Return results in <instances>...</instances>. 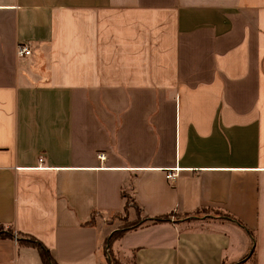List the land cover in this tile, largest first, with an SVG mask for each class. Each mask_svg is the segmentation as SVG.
I'll use <instances>...</instances> for the list:
<instances>
[{"label": "crops", "instance_id": "obj_1", "mask_svg": "<svg viewBox=\"0 0 264 264\" xmlns=\"http://www.w3.org/2000/svg\"><path fill=\"white\" fill-rule=\"evenodd\" d=\"M127 191L134 264H264V0H0V264H108Z\"/></svg>", "mask_w": 264, "mask_h": 264}, {"label": "rangeland", "instance_id": "obj_2", "mask_svg": "<svg viewBox=\"0 0 264 264\" xmlns=\"http://www.w3.org/2000/svg\"><path fill=\"white\" fill-rule=\"evenodd\" d=\"M126 195H127V198H126V202H127V206H126V209H124L123 211H121L120 213H116L115 215H112V218L110 219L111 222H112V225L111 227L114 228V227H117L118 229L119 228H123L127 225H130L132 224L133 222H136L137 218L134 216V218L132 216H130L132 213L134 215V212L137 210L136 208V205L135 203L133 202V199H132V195L131 193L128 191L126 192ZM208 211H205V212H196V213H193L197 216H203L207 213ZM210 213L212 214V212L210 211ZM215 215H218L216 213H213ZM132 218V219H130ZM1 229V227H0ZM117 229V230H118ZM116 232V230H114L110 236L108 237L107 239V245H106V242H105V246H104V249H105V254L107 253V256L108 257H111V260H117L119 261V264H133V255L132 253H121L120 252V248H119V245H118V240H114L113 243H112V240L111 237L113 236V234ZM19 234V233H17ZM112 243V245H111ZM111 246V247H110ZM110 248V249H109ZM243 261V260H242ZM224 264H240V261L239 262H229V261H226Z\"/></svg>", "mask_w": 264, "mask_h": 264}, {"label": "trees", "instance_id": "obj_3", "mask_svg": "<svg viewBox=\"0 0 264 264\" xmlns=\"http://www.w3.org/2000/svg\"><path fill=\"white\" fill-rule=\"evenodd\" d=\"M128 192V191H127ZM123 198L125 200V206L124 208L126 209V206H127V202H126V198H127V195H126V192H123ZM133 199V197H132ZM133 202L135 203L136 205V211H138L139 207L136 203V201L133 199ZM208 209H201V210H198L197 212H205L207 211ZM216 214H218L219 216H226L227 217V214H222L220 213L219 211H216L215 212ZM215 215V214H214ZM169 219V215H166V216H162V217H159V218H155L153 220H151V222H159V221H163V220H167ZM137 221L136 222H133L132 224L130 225H127L123 228H119L118 230H116V232L113 234V236L111 237L112 240V243L114 240H118L125 232L131 230V229H135L139 226L142 225V221L141 219H136ZM95 221V215H93V217L91 218V220L88 222V224H93ZM7 233H5L4 231H2L0 229V235H6ZM17 238L19 240V242L21 244H24V245H28V246H32V247H35L38 249L40 255H41V258H42V262L43 264H59L56 259L52 256L50 250L39 240H37L36 238L32 237V236H28V235H22V234H17ZM111 243V245H112ZM106 245H107V242H106ZM111 247V246H110ZM110 249V248H109ZM106 259H107V263L108 264H119V261L117 260H111V257H108L107 256V253H106ZM225 263V262H224ZM222 263V264H224ZM134 264V262H133Z\"/></svg>", "mask_w": 264, "mask_h": 264}, {"label": "built area", "instance_id": "obj_4", "mask_svg": "<svg viewBox=\"0 0 264 264\" xmlns=\"http://www.w3.org/2000/svg\"><path fill=\"white\" fill-rule=\"evenodd\" d=\"M17 52H18V54L20 56H23V55H29L31 53V50L29 49V47L27 45L18 44ZM98 157L101 160H105V154L104 153L99 154ZM39 162L42 163L43 162V158H40L39 159ZM177 172H178V169H171V170H169L168 173H167V178L174 179L177 176V174H178Z\"/></svg>", "mask_w": 264, "mask_h": 264}]
</instances>
